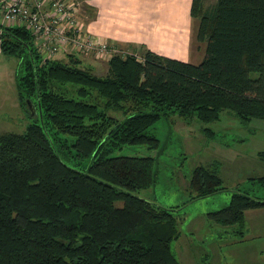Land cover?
Masks as SVG:
<instances>
[{
    "label": "trees",
    "instance_id": "trees-1",
    "mask_svg": "<svg viewBox=\"0 0 264 264\" xmlns=\"http://www.w3.org/2000/svg\"><path fill=\"white\" fill-rule=\"evenodd\" d=\"M200 4L191 7L205 44L198 63L145 49L113 54L104 75L76 54L43 57L27 29L0 26V52L22 59L19 97L35 99L42 119L0 133V264H180L171 242L182 206L135 193L154 184V158L111 153L125 144L157 147L148 128L172 114L210 122L227 110L242 123L264 120V0ZM61 134L73 137L70 145ZM70 146L90 159L86 167L65 162L60 150ZM257 180L264 186V174ZM189 185L190 200L226 190L216 162L195 166ZM259 207L264 197L236 190L206 217L241 226L244 210Z\"/></svg>",
    "mask_w": 264,
    "mask_h": 264
},
{
    "label": "rangeland",
    "instance_id": "rangeland-1",
    "mask_svg": "<svg viewBox=\"0 0 264 264\" xmlns=\"http://www.w3.org/2000/svg\"><path fill=\"white\" fill-rule=\"evenodd\" d=\"M125 50L116 48L115 52L123 53ZM61 54L55 55L65 59V53ZM85 57L86 59L93 57L99 61L96 63L94 74L106 73L108 67L106 59L95 55ZM22 74H24L22 59L19 56L0 52V133L23 132L32 121L42 123L36 100L31 98L34 113L30 114L28 105L23 104L19 97L17 79ZM203 128L208 130H202ZM211 130L214 132L212 133ZM148 133L158 139L157 147H148L146 144H125L111 154L149 155L154 158L156 172L154 184L135 193L161 206H182L174 212L178 217V228L182 233H185L186 224L189 223L187 219L195 217L192 224L198 226V231L195 233L194 243L199 245L201 252L202 247H208L213 237L221 236L222 229L234 227L211 225L204 220L205 213L228 204L227 197L229 199L231 193L236 190L247 192L251 196L264 197V186L257 177L252 178L256 176L254 172L257 175L264 172L261 171L264 170V159L257 154L261 164L256 167L251 160L255 158V150L264 148L263 119L252 118L248 123H242L237 116L227 110H222L219 118L210 122H200L196 118L188 120L172 114L157 119L148 128ZM58 137L68 145L73 141V137L69 135L61 134ZM60 154L72 167L84 168L90 162L89 158L76 157L72 146L61 147ZM226 156H230V160H227ZM213 160L219 162L222 185L226 186V190L190 200L194 194L189 185L193 168L199 164L206 165ZM171 248L182 264H185L182 238L173 240ZM238 249L239 247L236 246L237 251ZM238 255L240 253L236 257ZM229 259L230 257L224 258L225 262Z\"/></svg>",
    "mask_w": 264,
    "mask_h": 264
},
{
    "label": "crops",
    "instance_id": "crops-1",
    "mask_svg": "<svg viewBox=\"0 0 264 264\" xmlns=\"http://www.w3.org/2000/svg\"><path fill=\"white\" fill-rule=\"evenodd\" d=\"M78 1L80 5L77 15L83 30L108 45L128 49L124 51L126 53L141 55L148 49L158 55L191 63H198L204 56L205 44L196 35L199 17L191 14L193 0ZM215 1L201 0L200 6L208 9ZM78 56L82 66L95 71L96 63L99 62L97 59ZM52 58L62 59V56L54 54ZM260 151H264V148L255 150V158L251 159L255 167L261 164L257 156ZM226 157L230 160V156ZM211 162H216L219 167L218 160ZM254 174L256 176L252 178L264 172ZM187 220L189 223L186 224L185 233L180 231L178 237L182 238L185 264H264V207L244 210L242 225H230L234 227L222 229L221 236L213 237L208 247H202V252L199 245L194 243L198 231V226L192 224L195 217ZM204 220L210 222L206 213ZM236 246L239 247L238 251ZM238 253L240 255L236 257ZM229 257L225 262L224 258ZM179 263L182 264L180 260Z\"/></svg>",
    "mask_w": 264,
    "mask_h": 264
},
{
    "label": "built area",
    "instance_id": "built-area-1",
    "mask_svg": "<svg viewBox=\"0 0 264 264\" xmlns=\"http://www.w3.org/2000/svg\"><path fill=\"white\" fill-rule=\"evenodd\" d=\"M79 5L78 0H0V26L27 29L43 57L72 53L108 60L119 53L83 30L77 15Z\"/></svg>",
    "mask_w": 264,
    "mask_h": 264
},
{
    "label": "water",
    "instance_id": "water-1",
    "mask_svg": "<svg viewBox=\"0 0 264 264\" xmlns=\"http://www.w3.org/2000/svg\"><path fill=\"white\" fill-rule=\"evenodd\" d=\"M31 103H32L31 101H27V102H26V104H27L28 107H29L30 114H33V113H34V107H33V105H32Z\"/></svg>",
    "mask_w": 264,
    "mask_h": 264
}]
</instances>
